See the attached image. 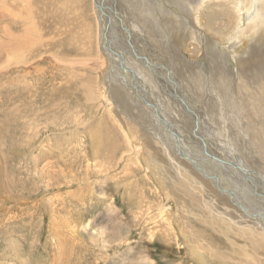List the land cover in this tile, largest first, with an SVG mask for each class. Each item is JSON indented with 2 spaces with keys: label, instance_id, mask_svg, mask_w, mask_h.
<instances>
[{
  "label": "rangeland",
  "instance_id": "1",
  "mask_svg": "<svg viewBox=\"0 0 264 264\" xmlns=\"http://www.w3.org/2000/svg\"><path fill=\"white\" fill-rule=\"evenodd\" d=\"M176 2L103 0L109 12L111 42L117 33L114 20L123 24L122 31L129 23L149 39L148 44L135 46L159 58L155 67L159 77L172 73L185 81L189 72H197L201 78H189L188 85L195 90L198 104L204 105L203 118L210 132L224 143L230 140L227 143L236 148L243 163L258 168L264 176V153L258 154L256 148L253 154L250 137L244 136L242 115L233 122L235 126L228 117L231 106L243 107L251 116L261 115L264 73L239 79L235 62L241 55L224 40L207 39L195 25L202 16L199 9L209 3L196 0L182 9ZM95 15L93 0H0V264H196L195 253L190 255L181 236L178 218L189 225L194 242L210 243L219 253L210 251L209 264H241L243 256L236 245L245 240L233 231L243 225L255 231L253 220L240 221L234 212L239 213V207H232L230 199L226 203L225 196L197 168L178 159L169 147L176 159L165 157L164 147L152 138L153 122L146 106L108 65L99 46ZM262 22L255 31L264 29V18ZM260 43L258 50L264 48ZM193 47L199 51L196 62L189 63L186 60ZM251 47L255 43L249 52ZM113 48L120 50L116 42ZM247 58L244 54L243 59ZM152 80L148 79L158 86V79ZM198 82L200 88L205 84L203 90ZM214 96L225 99L228 115L225 106L221 109L214 103ZM260 132L264 151V129ZM202 134L209 132L202 127ZM194 147L187 148L196 155ZM198 161L204 169L221 173L213 162L208 165L206 157ZM174 164L180 166L178 174ZM223 176H219L222 183L239 195L238 204L245 211L254 209L264 215V197L250 193L248 200H242ZM131 188L134 197H129ZM227 207L233 209L225 214ZM218 215L241 224L231 227L217 220ZM257 230L264 233V226ZM227 257L236 262L229 259L228 263ZM255 259L264 263V252L258 250Z\"/></svg>",
  "mask_w": 264,
  "mask_h": 264
},
{
  "label": "bare ground",
  "instance_id": "2",
  "mask_svg": "<svg viewBox=\"0 0 264 264\" xmlns=\"http://www.w3.org/2000/svg\"><path fill=\"white\" fill-rule=\"evenodd\" d=\"M177 1H179L180 3L176 2V4L179 5V7H181L182 9L183 8L185 9V5H191V4H194L196 2V0H177ZM203 1L209 3V5L206 6V9L202 8V7L199 9V12L202 13V16L197 19V21L195 22V25L198 24V26L200 27L199 29L201 30L200 32L204 36H206L207 39H209V40L212 39V42L215 39L216 40L217 39L224 40L225 42L232 44L233 50L235 53L241 55V57H239L240 60L237 57L238 62L237 61L235 62L236 63L235 69H237L239 72V79L245 78L248 74H249V77L254 79L259 74L264 73V48L263 49L261 48L262 50L257 49V48L261 47L260 42H262L264 44V29H262L261 31H259V29L255 31L256 28H260L263 25L262 20L264 18V0H217V1L216 0H203ZM96 4L99 5L98 8L96 7ZM93 5H94V12L96 14L95 16L99 20L98 25H97L98 27H100L99 28V33H100V35H99V46L102 49L103 53L105 52L104 56L107 57L106 59L108 61L109 67L111 69H116V73L122 77L123 83H125L126 86H128L131 90H132V86L136 87V91H134V93H135V95H139L137 98L142 103H144V105L146 106V108L149 112V115H150L149 116L147 114V116L153 122L152 123V125H153V127H152L153 128L152 129V131H153L152 138H153V140L155 142L158 141L161 143V145L164 147L161 151L164 153L165 157L169 161H174L176 159V158L173 159L171 157L170 152H172L173 155L178 157V159H181V160L187 162L193 168H197V170L199 172H201L202 177L204 179L210 181L213 184L214 189L217 188L219 190V192L225 196L226 203L229 204L230 202H228V201L230 199V201H231L230 204L232 205V207H235L236 210H237V207H239L237 210L239 213H237L236 211H234V212L236 214H238L240 221L243 222L244 220H246V218L253 220V221H250V223H252V225L255 226V231L253 230L254 227H252L250 225H249L250 227L243 225L240 228H236V229L234 228L235 230L233 231L234 232L233 235H235V236H241L242 235V239L245 240L244 244L236 245V247L238 249H241V252L239 254H242V255H240V257L243 256L242 257L243 259H241V258L240 259L238 258V259L240 260L241 264H264L262 262L258 263L255 259V257L257 256L258 250H261L264 252V233L263 232L261 233L260 231L258 232V230H257V228L260 227L261 225L264 226V220L263 221L258 220L259 217L264 218V215H261L260 213L258 215L256 213V211H254V209H252V211H245L238 204L239 200H240L239 195H236V193L229 191L227 183L224 182L225 184H223L222 182L224 180H221L219 178V176H221L224 179L223 174H225V179L227 181H229L228 183L232 184L233 187H235V189L237 191H239L240 195L243 196L242 200H248L247 196L250 195V193H254V195H256L258 193L259 197H264V195L259 190V189H261L262 192L264 191V176L260 173V171L257 170L258 168L252 169V168L248 167L249 165L246 166L243 163L244 160L239 158V154H238V151L236 150V148H233L234 146L227 143L230 140L226 139V141L224 143V141L222 142L219 139H216V136L212 132H210L211 126L208 125L205 121V118H203L204 113L202 111L203 107H201V106H204V105L200 106V104H198V96L193 94V92L195 90L192 92L191 88L188 85V79L189 78L191 80L193 78L199 77V75L197 74V72H194L193 74L189 72L188 74H190V76L187 77L184 75L185 77L188 78L185 81L184 80L180 81L179 75L178 76L174 75V74L172 75V73H170V75H168L167 77H164V78L159 77L157 75L158 70H156V68H155L156 66H159V63H157L158 61H160V60H158L159 58L157 60H156V58L153 59V58L149 57L148 55H146L145 53L143 54L142 49H137V47L135 46L136 44H138V45L140 44V46H142V43L143 44L149 43V41H148L149 39L145 36V34L142 33L141 31L136 30L135 27H137V26L132 27L129 23L126 25V28L128 27V29H126L127 31L126 30L122 31L119 27H124L123 24L120 22L118 25V21L114 20L115 21L114 23L117 25V26H114V28L117 27V33L116 34L111 33L112 35H115L113 43H112L111 39L113 38V36H110V34H109V12L107 9H105L106 6H104L103 0H93ZM145 6L146 5H144V9H145ZM115 11H116V13L115 12L114 13L118 15V13H117L118 11L117 10H115ZM140 11H141V9H140ZM114 13H112L113 17L117 18L114 15ZM138 14H140V13H138ZM11 17H14V14H12ZM6 19H9V18H6ZM110 19H112V17H110ZM133 19H135V18H133ZM98 20H95V21H98ZM111 25H112V23H110V26ZM195 27H196V29H198L197 26H195ZM115 30H116V28H115ZM4 31H6V30H4ZM124 31L126 33V34L124 33L125 36H123ZM120 32H122V34ZM86 37H87V35H86ZM86 40L88 41V39H86ZM114 42L117 43V46L119 45L120 50H118V52H116L113 48ZM251 43L252 44L255 43V47L254 48L251 47L253 51L249 52V48L251 46ZM122 44L127 45L128 48H125ZM92 47H93V45H92ZM95 48H96V46H95ZM254 49H257V50H254ZM95 50L97 52V49H95ZM198 51L199 50H196V47H193L192 50H190L191 54L187 58L186 61L189 63L190 62L191 63L196 62V61H194V58H197ZM11 53H12V50H11ZM151 54L157 55L156 52L151 53ZM244 54L248 55L249 58L243 59ZM232 55H233V53H232ZM136 57H138V58H136ZM229 62H231V61H229ZM78 64H89V63H78ZM90 65H95V64L91 63ZM103 65H104V63H103ZM99 66H100V63H99ZM184 69H183V71H184ZM109 71H111V70H109ZM107 74H108V72L106 73V75ZM184 74H185V72H184ZM217 75H218V73H217ZM153 76H154V78L158 79V83H159L158 86L156 84L152 85L151 82H153V80H152V79H154V78H152ZM200 78L201 77H199V79ZM148 79L151 80V82H149ZM166 80L171 81V83L167 82ZM182 82L184 83V86H185L183 88L181 87ZM195 82H197V81H195ZM212 82H215V81H211L210 84ZM216 82H217V80H216ZM108 83H109V80H108ZM163 84H165V85L168 84L170 89L168 88V86H163ZM197 84H198L197 86H199V88H200V85H199L200 83L198 82ZM231 85H232V82H231ZM203 87H205V84L202 85L200 90H203ZM208 89H209V87H208ZM238 89H240V87ZM245 92H247V91L245 90ZM202 93H203V91H202ZM128 94H130V93H128ZM210 95H207V96L211 98ZM240 96H241V94H240ZM143 98H144V100H143ZM212 98H213L214 103L218 104L220 108L225 106V110L227 109V115H228L229 109H228V105L225 102V99L222 100L221 97L218 98L216 96H214ZM249 99H250V97H249ZM249 99H248V101H249ZM255 99H258V98H255ZM191 100H192V102H194L193 105L191 104V102H189ZM201 100H203V99H200V102H201ZM153 101H154V103L156 101V104H154ZM240 101H242V100H240ZM157 102L160 104H158ZM231 102H233V100ZM147 103H148V105H147ZM149 105H150V107H149ZM193 106L195 108L199 109V112ZM151 107L152 108L155 107L153 109H155L159 112L158 115L161 117L160 119L153 114V109ZM205 108H207V107H205ZM235 108L236 107L232 108V106H231L232 111L230 110L234 117L232 115H231L232 117L228 115V117L232 121V124L234 121H236V119L240 115H242V117H241L242 119H240V117H239V119L242 120L246 124L245 125L246 126V129H245L246 134L244 136L246 138L248 136L250 137L249 142H251L252 143L251 145H253V147H254V148H251L253 150V154H254V151L256 150V148L259 151L258 154H260V155L263 154L264 151L260 149V148H262V145H261V140L259 139V132H260V130L264 129L262 127L264 125V111L263 110L261 111V115L258 114L257 116L256 115L251 116L248 110L242 109L243 107L241 109L240 108L235 109ZM200 118H201V120H200ZM225 121H228L227 117L225 118ZM224 123H223V125L225 126ZM233 125L235 126V124H233ZM202 127L204 130L207 129V132H209V134H202ZM212 127H214V126H212ZM225 130H226V132H228V134H230V133L233 134V132H229V130H231V128L225 127ZM217 131L219 132V129ZM251 133H252V137L249 135ZM260 134H262V133L260 132ZM150 138H151V136H150ZM229 139H231V138H229ZM133 140H135V139H133ZM198 144H201V145H198ZM258 144H259V146H258ZM190 146H195L194 150L197 151L196 155L192 154L188 150L189 148H187V147H190ZM197 146H202V147H198V150H197ZM166 147L170 148L169 149L170 152ZM246 147H248V146H246ZM136 148L138 151H140V146H138V147L136 146ZM246 149H248V148H246ZM135 152H136V149H135ZM215 153H218L219 155L215 156ZM182 154L185 156V158L181 156ZM247 154H248V158H249V156L251 154H250V152H248V150H247ZM180 156L183 159L180 158ZM223 156H224V158H223ZM200 157H203V158L206 157L207 159H209L208 165H210V164L212 165V162H213L215 164V167L218 168L221 171V173H218L217 171L212 172V171H208V170L204 169V167L201 165L202 163L198 161ZM222 162H224L225 164ZM262 163H263V160H262ZM154 164H155V166L157 165L156 163H154ZM105 165H107V164H105ZM205 166H207V165L205 164ZM173 167L176 171V174H178V172L180 171V166L174 164ZM221 167H223V168L225 167V170H222ZM156 168H157V166H156ZM183 173H185L184 174L185 178L189 177L188 174L185 172V169L183 170ZM125 177H126V175H125ZM191 180L193 183V179H191ZM131 191H132V188L129 191V197L132 196ZM243 191H244V195L242 194ZM251 195H253V194H251ZM92 197H94V195H92ZM132 197H134V196H132ZM236 197H237V201L235 200ZM256 201H257V199H256ZM204 205H205V203L203 202V206ZM231 209H233V208H231V207L225 208V214L229 213L230 211H228V210H231ZM178 217H180V216H178ZM209 217H211V216H209ZM211 218H213V217H211ZM228 218L230 219V217H228ZM216 219L220 220V221H225V224H227L231 227L234 224H241L240 222H234V220H232V219L228 220L227 216H225V219H223V218L219 217V215H218V218H216ZM256 221H257V223H256ZM259 221H260L261 225L259 224ZM176 223H177L179 230L181 232V236L184 238L186 245H188V247H189L190 255H192V253H195V256L193 257V255H192V258H194V260L196 261L195 262L196 264H209V262H207V261H209V259H211V252L212 253L214 252L215 254L219 255L218 252H215V250H213L212 247H210V245H209L210 243L207 244L205 241L203 242L202 240H201V243L200 242L198 243V241H197L198 239H195V242H194L193 238L195 236L192 237L191 234L193 232L190 233L189 225L185 223L183 218L181 220L178 218V221H176ZM244 223H246V222L244 221ZM193 235H194V233H193ZM255 246L258 247V249L255 248ZM247 253H249V254L246 255ZM229 259L232 262L233 259L231 257H229ZM229 259H228V257L226 258L227 262L229 261ZM233 262H236V261L233 260ZM228 263H230V262H228Z\"/></svg>",
  "mask_w": 264,
  "mask_h": 264
},
{
  "label": "water",
  "instance_id": "3",
  "mask_svg": "<svg viewBox=\"0 0 264 264\" xmlns=\"http://www.w3.org/2000/svg\"><path fill=\"white\" fill-rule=\"evenodd\" d=\"M96 7L98 8L99 5L96 4ZM132 90H133V91H136V87H133V86H132ZM147 105H148V103H147ZM149 107H150V105H149ZM151 108H152V107H151ZM153 108H155V107H153ZM153 108H152V109H153ZM158 113H159V112H158L157 110L153 109V114H154L156 117H158V118L160 119L161 117L158 115ZM181 156L185 158V156H184L183 154H182Z\"/></svg>",
  "mask_w": 264,
  "mask_h": 264
}]
</instances>
